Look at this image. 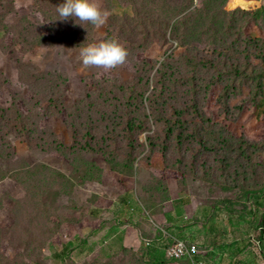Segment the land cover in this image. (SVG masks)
<instances>
[{"label": "rangeland", "instance_id": "374dc122", "mask_svg": "<svg viewBox=\"0 0 264 264\" xmlns=\"http://www.w3.org/2000/svg\"><path fill=\"white\" fill-rule=\"evenodd\" d=\"M64 2L0 0V264H264V0ZM103 41L126 63L82 67Z\"/></svg>", "mask_w": 264, "mask_h": 264}, {"label": "clouds", "instance_id": "9594fccd", "mask_svg": "<svg viewBox=\"0 0 264 264\" xmlns=\"http://www.w3.org/2000/svg\"><path fill=\"white\" fill-rule=\"evenodd\" d=\"M59 19L76 18L80 25L91 24L96 28L102 27L107 20V13L93 0H65L56 7ZM63 47V46H58ZM127 49L117 41H103L81 47L79 61L84 68L98 67L109 71L126 63Z\"/></svg>", "mask_w": 264, "mask_h": 264}, {"label": "built area", "instance_id": "2783aa9c", "mask_svg": "<svg viewBox=\"0 0 264 264\" xmlns=\"http://www.w3.org/2000/svg\"><path fill=\"white\" fill-rule=\"evenodd\" d=\"M165 255L171 261L186 258L189 264H205L202 260L203 253L199 247L193 243H187L184 240H177L174 244L168 246L165 249Z\"/></svg>", "mask_w": 264, "mask_h": 264}, {"label": "crops", "instance_id": "0c3cea01", "mask_svg": "<svg viewBox=\"0 0 264 264\" xmlns=\"http://www.w3.org/2000/svg\"><path fill=\"white\" fill-rule=\"evenodd\" d=\"M211 233H212V231H211ZM210 235V234H209ZM210 237V236H209ZM191 243H193V242H191ZM147 245V244H146ZM148 245H151L150 243H148ZM210 246H211V249L210 250H212L210 253V261H209V263H211V264H214V263H216V261L217 260H219V259H221L222 258V255H224V256H226V254H222V253H224V252H222V250L221 249H217V246L213 243V244H210ZM204 247H206V246H204ZM203 247V248H204ZM166 249V248H165ZM237 249V248H236ZM239 250H241V249H239ZM238 250V251H239ZM205 252V251H204ZM203 252V257H202V260L205 262V264H207L206 263V261H205V253ZM158 255H157V253L155 254V256H153L152 254L150 255V256H148V258H150V259H148V260H151V261H155V260H163V261H165V260H168L167 258H166V255H165V251L164 250H161V256L159 257H157ZM218 256H220V258L218 259ZM248 258L246 257V258H244V259H242V258H238V261H240V262H238L239 264H248L249 263V260H247ZM169 261H171V260H169ZM169 264H182V263H180V262H175V261H171V262H168ZM184 264H187L186 262L184 263ZM229 264H233V260L231 259V261L229 262Z\"/></svg>", "mask_w": 264, "mask_h": 264}, {"label": "trees", "instance_id": "16d2710c", "mask_svg": "<svg viewBox=\"0 0 264 264\" xmlns=\"http://www.w3.org/2000/svg\"><path fill=\"white\" fill-rule=\"evenodd\" d=\"M261 15L263 16L264 14L261 13ZM230 201H231L230 199H226L227 203H230ZM184 241H186V240H184ZM186 242L187 243H191V242H188V241H186ZM200 251L202 252V249H200ZM168 262H171V261H169V260H165V261H163V260L162 261L161 260H155V261L146 260V264H169ZM185 262H187V261H185Z\"/></svg>", "mask_w": 264, "mask_h": 264}]
</instances>
